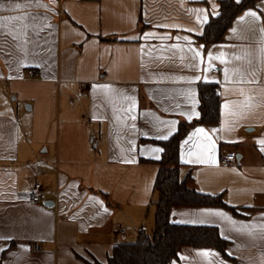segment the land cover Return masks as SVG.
Returning a JSON list of instances; mask_svg holds the SVG:
<instances>
[{
  "label": "crops",
  "instance_id": "crops-1",
  "mask_svg": "<svg viewBox=\"0 0 264 264\" xmlns=\"http://www.w3.org/2000/svg\"><path fill=\"white\" fill-rule=\"evenodd\" d=\"M0 3V264H106L152 232L156 141L199 117L204 83L218 86L221 122L184 139L182 177L240 216L174 207V224L216 227L228 246H186L171 264H264V0L208 48L195 37L219 0ZM34 179L53 207L31 202Z\"/></svg>",
  "mask_w": 264,
  "mask_h": 264
},
{
  "label": "trees",
  "instance_id": "trees-1",
  "mask_svg": "<svg viewBox=\"0 0 264 264\" xmlns=\"http://www.w3.org/2000/svg\"><path fill=\"white\" fill-rule=\"evenodd\" d=\"M259 0H219L218 15L211 16L201 35L195 38L208 48L225 41V35L235 19L248 8L256 6ZM200 115L191 122H182L168 139L156 141L163 148L162 156L155 161L160 168L154 189L157 194L155 205V226L151 233L139 232L134 242H121L114 246L106 264H171L178 258L183 247H212L226 255L228 242L213 226L174 224L172 210L176 206L219 207L240 216L230 206L224 194H206L190 187L193 175L182 177L183 163L181 146L190 131L197 125H218L222 117V98L217 84L199 86ZM87 264H103L95 260Z\"/></svg>",
  "mask_w": 264,
  "mask_h": 264
},
{
  "label": "built area",
  "instance_id": "built-area-1",
  "mask_svg": "<svg viewBox=\"0 0 264 264\" xmlns=\"http://www.w3.org/2000/svg\"><path fill=\"white\" fill-rule=\"evenodd\" d=\"M212 72L217 73L218 68H215L214 70H212ZM31 75L32 77H34V72H32ZM237 161H238V158L236 154L232 152L224 154L220 159V163L224 167H230L236 164ZM48 197H49V193L45 190V188L40 182H37L30 196L31 202L37 205H42L47 201ZM117 227L120 228V225H117ZM120 232L124 234L125 230L121 229Z\"/></svg>",
  "mask_w": 264,
  "mask_h": 264
},
{
  "label": "snow or ice",
  "instance_id": "snow-or-ice-1",
  "mask_svg": "<svg viewBox=\"0 0 264 264\" xmlns=\"http://www.w3.org/2000/svg\"><path fill=\"white\" fill-rule=\"evenodd\" d=\"M27 6H29V5H21V4H19V3H14V4L12 5V7H13V8H16V9H20V8H22V7H27ZM36 6H37V7H44V5H41V4H39L38 2H37V4H36ZM4 7H5V5H4L3 3H0V10H3ZM249 14H250V15H254V13H249ZM3 19H5V18H0V20H3ZM11 19H13V20H22V19H25V17L16 16V17H12ZM196 131H197V132H203L204 130H203V129H197ZM163 138H167V137H163ZM185 143H187V141H186ZM207 254H208V253H203V255H207Z\"/></svg>",
  "mask_w": 264,
  "mask_h": 264
},
{
  "label": "water",
  "instance_id": "water-1",
  "mask_svg": "<svg viewBox=\"0 0 264 264\" xmlns=\"http://www.w3.org/2000/svg\"><path fill=\"white\" fill-rule=\"evenodd\" d=\"M45 205L48 207H53L55 205V202L54 201H46Z\"/></svg>",
  "mask_w": 264,
  "mask_h": 264
},
{
  "label": "rangeland",
  "instance_id": "rangeland-1",
  "mask_svg": "<svg viewBox=\"0 0 264 264\" xmlns=\"http://www.w3.org/2000/svg\"><path fill=\"white\" fill-rule=\"evenodd\" d=\"M35 181H36V179H34V181H33V183H34V186H35ZM33 188H34V187H33ZM150 233H151V232H150ZM134 241H136V240L134 239V240H133V242H134Z\"/></svg>",
  "mask_w": 264,
  "mask_h": 264
}]
</instances>
